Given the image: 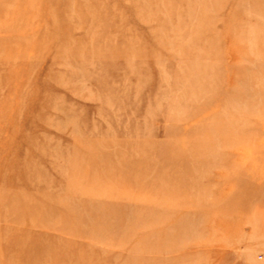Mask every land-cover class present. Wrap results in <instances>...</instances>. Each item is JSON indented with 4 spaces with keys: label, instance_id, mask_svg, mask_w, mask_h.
Segmentation results:
<instances>
[{
    "label": "rangeland",
    "instance_id": "obj_1",
    "mask_svg": "<svg viewBox=\"0 0 264 264\" xmlns=\"http://www.w3.org/2000/svg\"><path fill=\"white\" fill-rule=\"evenodd\" d=\"M0 264H264V0H0Z\"/></svg>",
    "mask_w": 264,
    "mask_h": 264
}]
</instances>
